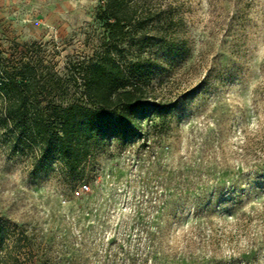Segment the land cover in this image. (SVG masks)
Wrapping results in <instances>:
<instances>
[{
    "label": "rangeland",
    "instance_id": "rangeland-1",
    "mask_svg": "<svg viewBox=\"0 0 264 264\" xmlns=\"http://www.w3.org/2000/svg\"><path fill=\"white\" fill-rule=\"evenodd\" d=\"M105 1L0 0V60L30 63L44 104L73 100L74 65L100 58L163 111L92 134L72 172L7 125L0 98V264H133L155 232L160 264H264V0H127L118 48Z\"/></svg>",
    "mask_w": 264,
    "mask_h": 264
},
{
    "label": "trees",
    "instance_id": "trees-1",
    "mask_svg": "<svg viewBox=\"0 0 264 264\" xmlns=\"http://www.w3.org/2000/svg\"><path fill=\"white\" fill-rule=\"evenodd\" d=\"M101 20L106 28L107 42L118 48L136 23L137 10L127 0H106ZM5 63L6 60H0L4 121L18 130L28 143L37 146L43 160L58 158L72 172L80 171L91 155L92 134L105 137L112 131L116 137L124 138L129 132L142 129L141 122L132 125L137 116L151 114L154 117L163 112L151 94L129 78L118 61L99 58L75 64L72 79L77 90L73 100L49 104L39 100L37 76L30 63L24 64L25 70L20 74H11ZM160 212L157 211L150 223L155 230H158ZM133 217V229L135 225L141 227L137 229V235L146 233L142 228L145 225L143 214L137 211ZM148 237V244L142 252L138 248L133 264L150 261L160 264L158 254L151 250L157 232L148 233ZM120 247L124 250L123 245Z\"/></svg>",
    "mask_w": 264,
    "mask_h": 264
},
{
    "label": "built area",
    "instance_id": "built-area-1",
    "mask_svg": "<svg viewBox=\"0 0 264 264\" xmlns=\"http://www.w3.org/2000/svg\"><path fill=\"white\" fill-rule=\"evenodd\" d=\"M88 190H89L88 186H83L79 191L76 192V195L79 196L80 194L85 193Z\"/></svg>",
    "mask_w": 264,
    "mask_h": 264
}]
</instances>
